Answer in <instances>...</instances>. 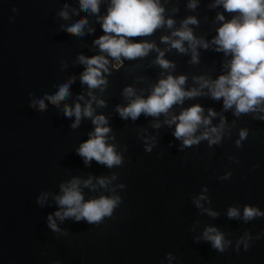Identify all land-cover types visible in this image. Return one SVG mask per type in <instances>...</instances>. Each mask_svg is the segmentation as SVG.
Returning a JSON list of instances; mask_svg holds the SVG:
<instances>
[{
	"label": "water",
	"instance_id": "1",
	"mask_svg": "<svg viewBox=\"0 0 264 264\" xmlns=\"http://www.w3.org/2000/svg\"><path fill=\"white\" fill-rule=\"evenodd\" d=\"M65 3L76 9L73 18L87 15L78 9L77 0H0V264H264V217L247 223L227 217L230 206L242 210L245 204H252L264 210V121L251 114L237 118L230 110L223 111L222 101L197 97L186 101L185 107L200 103L206 110L213 108L226 117L230 131L219 145L209 147L203 141L181 150V142L163 124V117L159 129L152 126V117L141 115L135 122L121 119L115 108L125 102V86L147 93L167 74L154 64L155 51L142 59L125 60L108 76L106 90L96 93L106 101V107L98 108L97 113L109 118L115 137L112 142L123 154L124 163L119 167L108 169L95 161L86 166L76 154L75 149L92 130L90 120H82L73 130L74 118H66L62 107L48 104L43 112L29 107L31 99L72 76L76 77L72 96L62 104L74 103L81 93L87 98V89L79 80L83 66L77 58L97 54L93 40L102 35V29L89 16L94 33L81 37L64 31L62 25L67 21L57 13ZM212 3L200 0L192 11L186 7L187 0H165L167 9H178L176 26L195 15L199 19L195 35L209 41L218 26L215 16L223 12L210 7ZM104 11L102 5L101 13ZM13 16L14 21L10 20ZM167 34L169 30L164 28L150 37L132 39H148L167 49L166 59L175 63L168 71L186 75V87L195 86L194 76L215 78L224 70L227 58L223 53L212 47L199 49V63L193 64L190 52L181 54L161 43L160 37ZM218 123L219 116L213 120ZM241 128H247L249 134L237 148ZM145 136L155 137L151 152L145 150ZM229 171L230 179H219ZM113 174L117 179L109 187L115 188L122 203L111 217L99 225L71 218L57 220L62 231L49 229L47 216L57 210L52 197L61 182L73 176L95 179ZM202 186L209 189L210 203L204 204L218 213L215 218L192 202ZM42 189L50 193L43 205L36 200ZM84 192L86 199L107 194L104 189ZM207 225L221 230L232 241L231 247L221 253L202 239L197 241ZM245 233L253 236L251 245L237 251V241ZM258 233L261 238L257 240ZM168 253L176 259L169 261Z\"/></svg>",
	"mask_w": 264,
	"mask_h": 264
},
{
	"label": "clouds",
	"instance_id": "2",
	"mask_svg": "<svg viewBox=\"0 0 264 264\" xmlns=\"http://www.w3.org/2000/svg\"><path fill=\"white\" fill-rule=\"evenodd\" d=\"M78 9L87 15L72 14L76 9H70L65 3L57 15L67 21L62 25L64 31L71 35L83 37L92 34L95 28L89 24L88 17L94 16L96 23L102 29V35L93 40L98 49L97 54L85 56L80 54L77 62L83 66L79 75L82 86L87 89L85 94L77 95L74 103H63L72 96L71 86L76 77H68L59 81L54 90L43 96L31 99L29 107L43 112L48 104L62 107L66 118L73 119L70 127L77 129L82 120H90L92 130L88 138L83 140L75 149L84 164L89 166L93 161L104 165L108 169L116 168L124 163L123 154L117 150L112 141V128L109 118L103 113H97L98 108L106 107V101L96 93H103L108 86V76L112 70H118L125 60H136L147 57L151 52L157 53L154 64L159 66L166 75L161 76L151 85L150 91H137L132 85L122 89L123 104L116 105L115 111L123 120L135 122L141 115L152 117L153 127L163 124L173 129L172 135L181 142V150L199 145L206 141L209 147L219 145L225 135L229 134L226 127L227 119L213 108L207 110L200 103H192L185 107L186 101L195 100L200 96H208L214 101H222L224 112L231 111L239 118L243 114H251L254 119L264 121V0H213L212 8H222L215 16L216 34L211 40L197 37L194 27L199 26V19L189 15L176 26L174 14L178 9H167L165 0H77ZM200 0H187L186 7L195 11ZM105 11L101 13V6ZM17 11L15 8L12 10ZM172 14H169V13ZM225 13L229 16L226 17ZM15 17L10 20L14 21ZM168 29L169 34L160 37L161 43L168 49H175L181 54H191V63H199V49L207 50L212 47L216 52L223 53L227 58L222 67L223 71L215 78L200 75L194 76L195 86L186 87L187 76L174 75L168 71L175 68V63L166 59L167 49H161L154 41L148 39L135 40L134 37H150L157 30ZM31 96L32 94L29 93ZM219 116V123L213 124L214 118ZM248 129L241 128L235 140L237 148L243 146L248 137ZM145 150L151 152L155 144V137L145 136ZM239 161L237 160L236 163ZM253 168L256 165L252 166ZM232 173L225 172L219 177L228 180ZM116 174L111 177L100 176L95 179L90 175L86 179L73 176L59 184V192L52 199L57 210L49 213L47 224L52 232L62 230L57 220L63 222L71 218L74 222L85 221L88 224L99 225L105 218L111 217L121 203L122 198L116 194L115 188H110ZM120 184L119 188L124 189ZM84 189L96 192L104 189L105 193L85 198ZM207 186H202L199 195L192 197L194 206L202 213L215 218L218 213L204 202L210 203ZM50 193L41 190L36 200L43 205L48 202ZM229 219H242L245 223L259 217H264V210L252 204L239 207L230 206L227 210ZM257 234L255 239H260ZM197 241L207 242L212 249L225 252L231 247L232 241L215 225L205 226ZM253 236L245 233L238 241L236 250L243 246L248 250ZM166 258L176 259L172 253ZM56 264H61L57 261Z\"/></svg>",
	"mask_w": 264,
	"mask_h": 264
}]
</instances>
